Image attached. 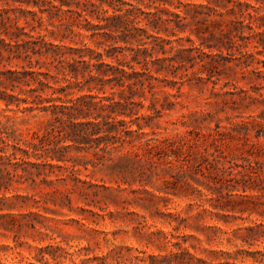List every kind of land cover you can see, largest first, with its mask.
I'll return each mask as SVG.
<instances>
[{"label":"rangeland","instance_id":"obj_1","mask_svg":"<svg viewBox=\"0 0 264 264\" xmlns=\"http://www.w3.org/2000/svg\"><path fill=\"white\" fill-rule=\"evenodd\" d=\"M194 3L215 7L206 0ZM195 28L201 26L191 25L177 37H161L182 38L172 43L179 48L190 46L188 37L197 46L201 38ZM199 36L207 34L199 30ZM47 40L71 47L79 42L78 38L60 41L58 35H48ZM98 41L103 39H84L101 51L108 43L97 47ZM17 63L2 62L0 70L15 69ZM232 67L213 69L211 80L198 65L180 69L175 77L166 75L178 82L174 88L155 89L160 101L169 95L173 106L153 119L151 127L143 128L144 138L184 141L180 159L155 157L150 162L143 151L125 159L126 153L135 151L127 145L113 151L111 160H97L91 151L71 150L72 159L58 163L62 168L40 167L39 176L32 169L31 177L22 171L30 167L20 161L18 166L0 162V264H181L174 259L180 248L192 256L184 259L185 264H264L256 254L264 252V183L245 193L241 186H231L243 181L238 172L248 165L264 169V146H251L264 143V80L250 68ZM104 89L107 96L109 89ZM90 94L102 96L95 90ZM49 95L50 90L42 94ZM142 104L139 113L149 114L145 109L149 101ZM10 109L4 110L0 121L9 118L7 125L15 135L28 139L32 132H42L45 116ZM242 122L246 127L239 125ZM216 125L232 137L214 144L208 134ZM76 157L80 162L74 161ZM39 250L44 252L41 261Z\"/></svg>","mask_w":264,"mask_h":264},{"label":"trees","instance_id":"obj_2","mask_svg":"<svg viewBox=\"0 0 264 264\" xmlns=\"http://www.w3.org/2000/svg\"><path fill=\"white\" fill-rule=\"evenodd\" d=\"M194 1L0 0V63L18 62L15 69L0 70L3 105L0 116L13 106L21 113L37 112L47 118L42 132H32L30 138L21 139L7 125L9 118L3 116L0 162L18 166L20 161L21 165L30 167L22 171L31 177L32 169L38 172L40 167L62 168L58 163L70 161L71 150L91 151L97 160H111L113 151L127 145L135 151L126 153L125 159L137 157V151L148 154L150 162L155 157L180 159L184 141L144 138L143 128L151 127L153 119L173 106L167 100L169 95L163 101L156 97L155 89L174 88L178 83L168 80L166 75L175 77L178 70L186 71L198 65L208 71L206 79L211 80L213 69L220 66L230 70L233 65L240 70L250 68L257 78L264 80V0H206L223 12ZM191 25L201 26L194 30L201 38L197 46L188 37L185 38L191 43L188 48L172 46L182 38L161 37V34L177 37ZM199 30L207 37L199 36ZM48 35H58L60 41L73 42L78 38L79 42H73L76 47L54 44L47 40ZM85 38H102L97 47L108 44L99 51L84 43ZM212 50L217 53L213 54ZM167 53L172 55L167 57ZM207 58L210 60L206 61ZM161 74L165 76L160 78ZM46 90H50V95L43 97ZM84 90L88 94H83ZM93 90L102 96L91 95ZM143 100L149 101L145 108L149 114L139 113L144 108ZM239 125L246 127V122ZM151 135L156 133L152 131ZM208 136L214 144L232 137L218 125ZM244 136L247 141V134ZM262 144L251 143V146L261 148ZM29 157L40 162L30 163L25 159ZM238 174L243 181H235L231 186H241L242 193L263 186L261 167L248 165ZM34 175L39 176L40 172ZM38 253L41 255L38 261L43 260L44 252ZM256 254L264 260V252ZM186 258L191 260L192 256L183 248L174 254L181 264L186 263Z\"/></svg>","mask_w":264,"mask_h":264}]
</instances>
